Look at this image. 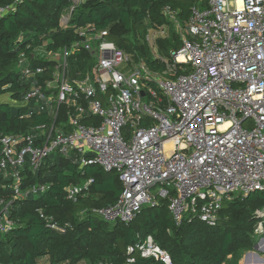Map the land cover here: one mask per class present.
Masks as SVG:
<instances>
[{"label": "built area", "instance_id": "2783aa9c", "mask_svg": "<svg viewBox=\"0 0 264 264\" xmlns=\"http://www.w3.org/2000/svg\"><path fill=\"white\" fill-rule=\"evenodd\" d=\"M79 3L73 0L62 26ZM164 13L182 44L162 57V71L133 61L109 39L108 29L93 26L76 29L79 40L71 46L45 51L41 58L55 63L50 78L41 80L50 66L20 57L17 67L31 85L19 103L30 105L28 115L44 113L49 121L29 133L0 134V175L11 180L0 184V192L13 191L11 201L0 194V236L15 226V200L49 190L47 183L24 188L23 170L37 171L54 152L79 169L99 165L119 174L124 189L118 199L93 210L107 222L130 223L144 206L168 199L176 224L189 217L212 227L226 201L264 190V0H207L205 7H192L185 24L170 7ZM169 33L167 25L148 29L155 58L158 40ZM80 48L93 61L73 75L70 58ZM0 99L18 104L10 95ZM87 117L100 120L87 124ZM92 182L70 185L67 198L78 202ZM39 213L56 227L52 217ZM257 214L264 220V208ZM256 232H263L262 222ZM135 250L173 264L152 236L128 247L129 254Z\"/></svg>", "mask_w": 264, "mask_h": 264}, {"label": "trees", "instance_id": "16d2710c", "mask_svg": "<svg viewBox=\"0 0 264 264\" xmlns=\"http://www.w3.org/2000/svg\"><path fill=\"white\" fill-rule=\"evenodd\" d=\"M14 2L0 0V7L13 6ZM196 4L205 7L207 0H83L75 7L66 27L61 25V19L73 0H20L6 13L0 12V96L8 94L18 101L14 105L0 99V134L29 133L34 126L49 121L44 113L28 115L30 105L19 103L31 85L16 71L20 57L50 66L41 80L50 78L55 63L38 57L39 51L71 46L79 40L76 29L93 26L96 30L108 29L109 39L133 61L144 60L151 69L162 71V57H169L182 44L180 33L164 8L170 7L185 24ZM163 25L170 27V33L158 40L160 57L155 58L146 34L149 28ZM92 61L89 52L76 50L70 58L72 74L84 71ZM60 118L67 120L64 113ZM99 120L87 117L85 122ZM58 156L61 162L48 157L37 171L28 166L23 170L24 188L47 183L49 190L11 204L15 226L0 236V264H126L130 257L135 258V264H166L152 257L144 258L136 250L128 253L129 246L148 236L170 254L173 264H239L243 252L255 249L259 237L264 236V220L257 214L264 208V190L226 201L217 225L212 227L189 217L176 224L168 199H162L157 206H144L130 223L107 222L93 210L118 199L124 189L119 174L106 172L99 165L79 169L71 159ZM89 179L93 182L78 202L67 198L70 185ZM2 183L10 184L11 180L0 175ZM0 194L7 201L12 200L10 187L1 188ZM39 210L52 217L56 227ZM260 222L263 232L257 233Z\"/></svg>", "mask_w": 264, "mask_h": 264}, {"label": "rangeland", "instance_id": "374dc122", "mask_svg": "<svg viewBox=\"0 0 264 264\" xmlns=\"http://www.w3.org/2000/svg\"><path fill=\"white\" fill-rule=\"evenodd\" d=\"M83 0H80V3L82 2ZM79 3V4H80ZM71 7V6H70ZM70 7L66 10V12L64 13V15H67L68 13H69V11H70ZM69 23V22H68ZM65 24H66V22H65ZM176 30V29H175ZM176 31H178V30H176ZM45 54V51H42V50H40L39 51V54H37V56L38 57H43V55ZM20 68L19 67H16V71H18V72H20ZM4 96H7V95H4ZM1 97V96H0ZM6 98V97H5ZM144 101H148V97L146 96L145 98H144ZM73 153H72V151H70V155H72ZM50 159H52V160H54V161H56L57 163L58 162H61V160H62V158H60L59 156H58V154L57 153H52L51 154V156H50ZM199 222H201V221H199ZM112 223V222H111ZM197 225V224H196ZM264 238V236H261V237H259V239H258V242H260V241H262L261 242V244H260V248L259 249H257L256 251H257V254L256 253H254V251H255V249H253V250H249V251H244L243 252V254H242V256H241V258H240V260H239V264H258V262L259 261H257L256 260V257L258 258H262L263 259V262H261V263H263L264 264V240H262ZM257 242V243H258ZM65 264H68V263H65ZM79 264H88V263H86V262H82V263H79Z\"/></svg>", "mask_w": 264, "mask_h": 264}, {"label": "water", "instance_id": "95a60500", "mask_svg": "<svg viewBox=\"0 0 264 264\" xmlns=\"http://www.w3.org/2000/svg\"><path fill=\"white\" fill-rule=\"evenodd\" d=\"M142 95L144 96V95H145V93H144V92H142ZM262 240H264V238H263ZM261 242H262V241L258 242V243L255 245V251H254V253H256V254H257V251H256V250L260 248V244H261Z\"/></svg>", "mask_w": 264, "mask_h": 264}, {"label": "bare ground", "instance_id": "6f19581e", "mask_svg": "<svg viewBox=\"0 0 264 264\" xmlns=\"http://www.w3.org/2000/svg\"><path fill=\"white\" fill-rule=\"evenodd\" d=\"M256 260L259 261L258 264H263V263H261V262H263V259L262 258H259V257L257 258L256 257Z\"/></svg>", "mask_w": 264, "mask_h": 264}, {"label": "crops", "instance_id": "0c3cea01", "mask_svg": "<svg viewBox=\"0 0 264 264\" xmlns=\"http://www.w3.org/2000/svg\"><path fill=\"white\" fill-rule=\"evenodd\" d=\"M8 95V94H7ZM8 102V101H7Z\"/></svg>", "mask_w": 264, "mask_h": 264}]
</instances>
